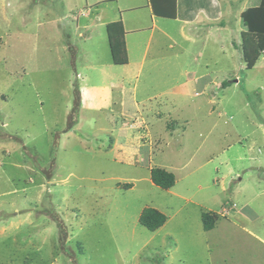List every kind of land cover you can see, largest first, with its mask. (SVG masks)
<instances>
[{
    "label": "rangeland",
    "instance_id": "rangeland-1",
    "mask_svg": "<svg viewBox=\"0 0 264 264\" xmlns=\"http://www.w3.org/2000/svg\"><path fill=\"white\" fill-rule=\"evenodd\" d=\"M84 1L0 0V264H264V53L247 69L222 33L224 54L156 36L139 107L127 91L122 108L81 109L80 83L113 63L107 37L78 33ZM147 207L167 216L154 231ZM203 210L226 219L206 231Z\"/></svg>",
    "mask_w": 264,
    "mask_h": 264
},
{
    "label": "crops",
    "instance_id": "crops-1",
    "mask_svg": "<svg viewBox=\"0 0 264 264\" xmlns=\"http://www.w3.org/2000/svg\"><path fill=\"white\" fill-rule=\"evenodd\" d=\"M260 1L261 0H175V16L168 17L167 15L154 12L150 0H142L140 1L141 3L135 1L121 3L119 0H85L83 2L84 6L77 9V11L81 10L79 14L80 21L77 22L76 20V28H81V30H78V33L82 31L80 37H83L84 41L100 40L103 35L107 37L106 24L120 19L124 29V41L128 61L126 64L122 65L105 63L104 68L97 69V73L102 76V82L98 85H90L87 79L84 80L82 77L81 80L84 81L80 83V93L78 92L81 94V100L83 102L81 109L96 110L102 107H113L112 105L116 106L115 109L122 108L126 104L127 98L125 92L127 91H132L133 106L139 107V104L143 103L145 100L138 99V95L134 91L136 90L139 74L143 70L146 56L150 50L155 47L154 40L156 36L162 37V45H165L164 48L168 47L171 49L173 48L171 43L176 42V46L178 45L177 48L179 49L176 53H180L185 49L181 42L189 41L191 44L199 42L201 50H203L204 47H208L210 44L215 45L214 49L224 54V43H222L219 38V34L222 33V35H227L228 38L231 37V39L226 40L229 43L228 49H231L232 53H236V51L240 50L242 54L241 32L244 28L241 23V13L250 6L258 5ZM108 3H112L114 6H110L109 8L106 6ZM155 4L158 9L162 5L163 10L170 11V1L155 0ZM66 9L70 10L71 8H64L62 12H65ZM232 13L237 23V29L230 27L225 20L229 19ZM168 24L177 25L179 32L177 30L176 37L165 27V25ZM200 33H204V36L200 35ZM234 33L236 34L235 36ZM67 35L70 37V33H67ZM182 38L185 40H182ZM162 40H160V42ZM73 47L77 50L76 45H73ZM166 58L165 55L164 60ZM164 71H166V69ZM76 85L78 86L77 83ZM159 94L166 96L165 91H161ZM94 96H97L98 99L94 102L90 101L91 97ZM149 98L151 97L148 96L146 99L150 100ZM123 113L124 109H120L118 112V116L120 115L119 118L123 119ZM137 113H139L138 110ZM171 188L168 190H172ZM184 199L187 200L185 197ZM199 205L200 204H198V206ZM202 207L206 208L204 206ZM234 211L237 210L233 208L229 209V212ZM213 212L219 214L221 211ZM219 216L226 219V213H220ZM220 220L221 219L216 220L215 226L220 224ZM248 231L253 232L251 230ZM252 234L257 237V239L264 242V239L259 237L257 233L253 232Z\"/></svg>",
    "mask_w": 264,
    "mask_h": 264
},
{
    "label": "trees",
    "instance_id": "trees-1",
    "mask_svg": "<svg viewBox=\"0 0 264 264\" xmlns=\"http://www.w3.org/2000/svg\"><path fill=\"white\" fill-rule=\"evenodd\" d=\"M150 1L154 12L157 14L167 15L168 17L175 16V0H165L170 1L171 3L170 11L163 10L162 5L158 9L155 0ZM241 23L244 28L241 32L242 59L246 68L251 69L257 63L260 55L264 53V0H261L258 5L250 6L242 11ZM106 31L110 47L111 61L118 65L126 64L128 58L122 21L119 19L107 23ZM226 84L227 81L224 80L222 86H225ZM72 124H74V121H72ZM150 176L153 184L164 190L173 187L176 181L175 175L171 171L162 167L151 168ZM124 185L126 187L131 186V184ZM217 216L218 214L216 212L203 210L201 212L203 229L206 231L212 229ZM166 220L167 216L154 207L144 208L138 217V222L151 231L161 227Z\"/></svg>",
    "mask_w": 264,
    "mask_h": 264
}]
</instances>
